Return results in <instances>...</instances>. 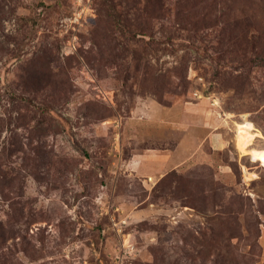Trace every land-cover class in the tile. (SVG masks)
I'll return each instance as SVG.
<instances>
[{
    "label": "rangeland",
    "instance_id": "rangeland-1",
    "mask_svg": "<svg viewBox=\"0 0 264 264\" xmlns=\"http://www.w3.org/2000/svg\"><path fill=\"white\" fill-rule=\"evenodd\" d=\"M0 264H264V0H0Z\"/></svg>",
    "mask_w": 264,
    "mask_h": 264
},
{
    "label": "bare ground",
    "instance_id": "bare-ground-1",
    "mask_svg": "<svg viewBox=\"0 0 264 264\" xmlns=\"http://www.w3.org/2000/svg\"><path fill=\"white\" fill-rule=\"evenodd\" d=\"M250 136L251 135L245 130L239 129L238 133L236 134L238 144L245 145L248 142Z\"/></svg>",
    "mask_w": 264,
    "mask_h": 264
}]
</instances>
